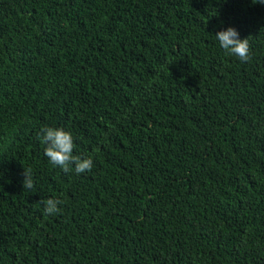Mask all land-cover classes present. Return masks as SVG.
Here are the masks:
<instances>
[{
	"label": "trees",
	"instance_id": "1",
	"mask_svg": "<svg viewBox=\"0 0 264 264\" xmlns=\"http://www.w3.org/2000/svg\"><path fill=\"white\" fill-rule=\"evenodd\" d=\"M0 264H264V4L0 0Z\"/></svg>",
	"mask_w": 264,
	"mask_h": 264
},
{
	"label": "clouds",
	"instance_id": "2",
	"mask_svg": "<svg viewBox=\"0 0 264 264\" xmlns=\"http://www.w3.org/2000/svg\"><path fill=\"white\" fill-rule=\"evenodd\" d=\"M257 3L264 4V0H257ZM214 37L226 54L238 57L241 62L250 60L248 38L240 39L235 28L228 27L226 30L218 31ZM37 139L45 145L44 156L53 166L59 167L64 173L74 171L75 174L79 175L91 171L93 167L91 156L73 154L75 144L70 132L59 127L44 125L40 128ZM22 175L24 177L22 187L31 190L34 187L32 170L30 168L24 169ZM41 203L44 214L49 216L59 214L61 212L59 205L63 202L57 198H49Z\"/></svg>",
	"mask_w": 264,
	"mask_h": 264
}]
</instances>
